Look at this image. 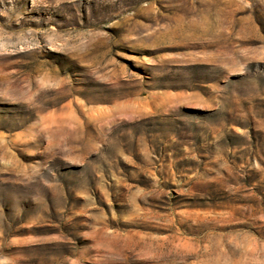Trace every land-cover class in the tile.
<instances>
[{"label": "rangeland", "instance_id": "rangeland-1", "mask_svg": "<svg viewBox=\"0 0 264 264\" xmlns=\"http://www.w3.org/2000/svg\"><path fill=\"white\" fill-rule=\"evenodd\" d=\"M0 264H264V0H0Z\"/></svg>", "mask_w": 264, "mask_h": 264}]
</instances>
